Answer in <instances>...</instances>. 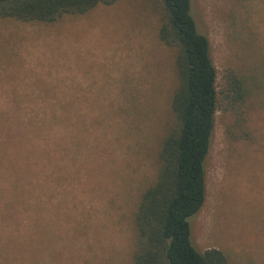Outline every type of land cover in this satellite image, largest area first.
<instances>
[{"label": "rangeland", "instance_id": "obj_1", "mask_svg": "<svg viewBox=\"0 0 264 264\" xmlns=\"http://www.w3.org/2000/svg\"><path fill=\"white\" fill-rule=\"evenodd\" d=\"M191 13L218 93L191 240L264 264V0H192ZM160 17L158 0H115L54 24L0 22V264H130L178 86ZM230 72L245 84L242 129Z\"/></svg>", "mask_w": 264, "mask_h": 264}, {"label": "trees", "instance_id": "obj_2", "mask_svg": "<svg viewBox=\"0 0 264 264\" xmlns=\"http://www.w3.org/2000/svg\"><path fill=\"white\" fill-rule=\"evenodd\" d=\"M114 1L0 0V22L54 24ZM158 1L161 17L157 37L175 51L178 86L170 105L173 122L157 153L155 180L141 193L134 213L136 242L130 264H230L218 249L198 251L188 223L205 201L206 161L218 104L210 43L197 29L192 0ZM226 78V111L234 116L235 127L242 129L245 84L234 72Z\"/></svg>", "mask_w": 264, "mask_h": 264}]
</instances>
